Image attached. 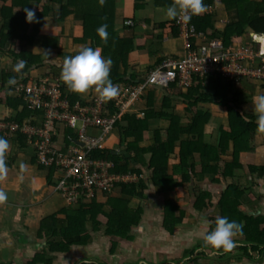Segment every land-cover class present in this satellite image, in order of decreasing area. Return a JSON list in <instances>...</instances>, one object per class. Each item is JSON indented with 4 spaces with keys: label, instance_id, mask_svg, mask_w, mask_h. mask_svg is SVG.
Wrapping results in <instances>:
<instances>
[{
    "label": "trees",
    "instance_id": "16d2710c",
    "mask_svg": "<svg viewBox=\"0 0 264 264\" xmlns=\"http://www.w3.org/2000/svg\"><path fill=\"white\" fill-rule=\"evenodd\" d=\"M173 2L174 0H154L153 3L158 8H167ZM203 3L206 6L220 3L226 11H237L238 21L221 28L216 25L215 15L192 19L197 31L209 40L221 39L226 49H233L234 45L243 44L248 33L264 34V0H203ZM26 7L34 10L38 22H25L23 9ZM115 10V0H0V55L6 52L9 56H14L16 61H24L21 72L9 73L7 70L2 72L0 104L5 100L6 107L10 109V114L4 121L12 122L19 127L30 123L37 125L36 121L43 118L45 112L34 110L23 98L15 96L16 82L18 79L25 83L37 79L47 67L50 69L51 77L60 78L65 56L74 55L81 46L99 48L101 56L111 58L109 77L113 84L143 83L151 67L146 73L145 71L137 75L133 72L127 73L129 49H125V45H131L133 38L117 37ZM51 13L53 14L50 15ZM67 21L80 24L78 36L66 37L64 25ZM174 23L175 18L170 21V27H172V35L177 37L178 30ZM54 24L64 25L47 35L49 26ZM100 24L107 25L106 43L101 41L95 31ZM43 31L46 33L41 34ZM64 37L65 40L69 39L70 45L61 48L58 42ZM35 40L40 41L39 47H35ZM9 49L11 52L8 51ZM34 70L37 71L36 74L31 73ZM10 77L15 79V84L7 83ZM60 82L65 89L64 92L69 93L71 102L82 100L81 95L84 93H72L61 79ZM243 87L246 89L242 90ZM158 89L146 88L131 105L130 110L118 119L115 130L119 134V146L125 149L128 156L113 154L110 149L93 153L97 158L112 161L117 173H125L131 169L133 173L140 174L142 168H146L150 179H140L136 184H118L105 198L107 199L105 203L99 204L93 199L75 210H64L63 215H59L62 216L61 218L52 216L44 219L40 228L41 232L52 236L49 243L50 252H63L69 250L71 246L84 245L90 240L93 231L99 230L92 228L90 235L88 224L99 223L100 215L106 219L107 236L119 240H131L133 227L144 221L145 206L132 209L129 207L130 201L122 197L144 201L153 187L159 189L157 195L163 200L164 208H161L164 214L163 227L171 234L177 226L183 224L186 211L185 208L180 209L178 205L181 202L180 198L177 200V197L171 196L164 199L163 196L177 189L187 190L189 184L194 183L193 191H186L187 199L185 198L182 203L190 198L191 212H202L213 208L215 205L212 201L213 194L199 186V183L207 177H210L212 183L220 181L227 183L226 189L219 195L218 216H226L229 220L240 223L242 232L238 236L244 243H250L252 250L264 248V216H250L241 210V207L251 202L253 197L246 189L235 183L238 172L244 168L245 156L255 152L260 142L259 134L263 133L257 130L255 114L244 109L245 103L240 96L243 91L254 94L253 89H257L259 95H264V85L260 88L252 87L250 84L237 87L233 82L221 77L216 79L209 77L198 81L196 86L190 89H178L175 85H170L162 90V97L157 94ZM205 104L223 107L227 113V125L222 124L221 120L217 122L214 145L207 141V128L215 119L204 107ZM242 115L247 116L248 119H243ZM154 121L166 125L153 128L150 124ZM7 132L10 131H0V137L8 142L14 141L19 145V149L23 150L24 135L20 131L15 135L6 134ZM150 136L152 137L149 138ZM65 140L69 145L70 139L66 137ZM8 151H10L9 147L5 157ZM9 161L5 159L6 166ZM247 167L250 173L264 177V166L247 165ZM51 176L50 170L49 177ZM157 206L159 207H157L159 209L157 215H159L161 209L159 204ZM239 249L246 252L248 248ZM40 255L42 259L44 255ZM49 258L46 259V264H51ZM38 260L39 257H36L34 264Z\"/></svg>",
    "mask_w": 264,
    "mask_h": 264
},
{
    "label": "crops",
    "instance_id": "0c3cea01",
    "mask_svg": "<svg viewBox=\"0 0 264 264\" xmlns=\"http://www.w3.org/2000/svg\"><path fill=\"white\" fill-rule=\"evenodd\" d=\"M153 2L154 0H115L116 35L118 38H133L131 45H125V49H129L127 73L133 72L136 75L137 73L142 74L143 71L146 73L149 67L154 68L167 57L184 55L182 39L178 35L177 37L172 35V27H170L172 19L165 15L166 7L158 8ZM212 6L216 9L214 15L218 28L238 21L236 10L226 11L220 3ZM128 20L134 22L133 27L125 25ZM63 25L49 26L50 30L47 31V35H50L53 30L61 29ZM64 27L66 37L78 36L80 32L78 22L67 21ZM45 33L46 31H43L41 34ZM248 34L244 43L253 40L261 45V50L264 52V42L261 39L264 34ZM34 43L35 47L41 45L39 40H35ZM58 44L61 48L67 47L70 45L69 39L60 38ZM10 49L9 52H11ZM0 60L9 73H15L13 68L17 61L14 56H9L4 52L0 55ZM251 86L260 88L257 84ZM241 89L244 90L246 87ZM162 90L158 89L159 97H162ZM253 93L251 95L243 91L240 98L247 95L253 101V98L259 95V91L253 89ZM97 94L98 92L94 89L88 90V101ZM252 101H246L247 104L244 106L246 111H252ZM5 104V100L0 104V119L10 112ZM204 107L212 113L215 119L214 123L207 128V141L214 145L218 120L227 125L226 109L213 105H204ZM150 125L156 128L166 124L154 121ZM114 132L113 135L116 136L118 145L112 149L110 146V150L113 152L125 150L120 148L119 134L117 131ZM259 135H261L260 142L255 152L245 156L244 168L238 172L235 179V183L242 189H246L253 197L251 202L241 207V210L254 217L264 216V177L250 173L247 165L264 166V132ZM19 148L14 141L9 142L10 151L5 157L10 160L7 165V174L0 179V191H4L7 196L6 200L0 203V264H34L36 257H39V260L35 264H46L48 257L51 258V264H264V248L252 250L251 244L244 243L239 236L234 238L235 245L229 251L214 250L203 245V236L211 230L219 214L217 201L213 208L202 212H192L193 218L188 214L190 217H186L183 224L177 226L173 233L166 232L163 227L164 218L159 221V217H156L155 197H159L157 195L159 189L154 187L149 193L147 192L148 194L146 193L144 201L127 196L122 197L130 201L129 207L132 209L145 206L144 221L133 227L131 240H119L107 236L105 234L106 219L102 217L98 219L99 223L90 222L88 224L90 235L92 228L99 230L93 231L90 240L84 245L71 246L69 250L63 252H50L49 243L52 236L41 232L40 224L46 218L60 217V213L66 209L75 210L78 207H69L67 202L52 188L55 178L49 177L50 174L46 170L36 166L29 149L20 150ZM137 167L141 168V166ZM142 169L141 177L143 180H149L150 176L146 168ZM197 170L199 171L198 167ZM209 178L201 181L199 186L203 190H209L213 195L217 194L219 198V195L226 189L227 183L225 181L212 183ZM194 186V183L189 184L187 190L177 189L167 195L180 198L179 196L186 195V191L192 192ZM106 201L107 199H103L99 202L102 204ZM202 217L209 221L207 225L201 223ZM240 247L248 249L245 252L240 250ZM152 250L158 253L153 257L144 256L146 255L144 253H150ZM40 254L44 255L42 259Z\"/></svg>",
    "mask_w": 264,
    "mask_h": 264
},
{
    "label": "built area",
    "instance_id": "2783aa9c",
    "mask_svg": "<svg viewBox=\"0 0 264 264\" xmlns=\"http://www.w3.org/2000/svg\"><path fill=\"white\" fill-rule=\"evenodd\" d=\"M215 10L212 5L206 6L203 13L192 16L187 22L175 19L184 55L163 59L148 70L141 84L114 83L118 94L107 101H102L98 95L88 103L87 95L82 97L86 103L82 100L73 103L69 93L64 92L60 78L50 75H39L27 83L17 82L15 95L45 114L36 121L37 125L30 123L22 127L6 122V117H2L0 131L8 130L10 132L6 134L10 135L20 131L24 135L25 143L35 150L38 164L54 168V191L71 207L80 201L107 197L119 183L135 182L136 175H120L112 161L97 158L93 153L105 149L104 141H109L119 117L130 110L146 88L167 89L175 85L178 89H190L209 77H221L237 87L264 85L261 45L252 40L226 49L221 39L209 40L197 31L192 19L214 15ZM125 25L133 27L134 22L128 20ZM1 73L0 65V78ZM68 130L71 131L69 145L64 139Z\"/></svg>",
    "mask_w": 264,
    "mask_h": 264
},
{
    "label": "clouds",
    "instance_id": "9594fccd",
    "mask_svg": "<svg viewBox=\"0 0 264 264\" xmlns=\"http://www.w3.org/2000/svg\"><path fill=\"white\" fill-rule=\"evenodd\" d=\"M206 10V5L203 3V0H174L172 4H170L166 8L165 15L169 19H182L184 22H187L191 19L192 16L199 15ZM25 22L26 23H36L38 19L35 15V12L32 8H24ZM107 25L100 24L96 28V34L101 39L102 42H107L108 32ZM262 42H264V35L261 37ZM61 47V45H60ZM7 54V53H6ZM45 56L48 54L45 52ZM112 60L110 57L101 56V52L99 48H92L89 46H81V48L71 56H65L63 63L61 65L60 71V79L64 83L65 87L75 94H83L82 97L88 95V90L94 89L98 92L95 96L99 95L102 101H107L118 94V88L115 84L112 83L109 72L111 68ZM2 67V72L6 70L3 66V63L0 62ZM24 68V61L18 60L14 65L13 71L21 72ZM36 74L37 71L31 72ZM50 69L46 70L44 73L39 75L41 76H49ZM38 75V76H39ZM2 76V73H1ZM1 81V78H0ZM21 79H18L17 82H20ZM14 78H9L7 83L9 85L15 84ZM16 82V83H17ZM15 94V93H14ZM16 96V95H15ZM94 97V98H95ZM93 99V98H92ZM82 101H85V98H82ZM90 101V100H89ZM10 111V109H9ZM252 111L255 114L257 130L264 132V95H257L253 98L252 101ZM10 114V112H9ZM7 114L5 117L9 116ZM243 119L247 120L248 117L242 115ZM116 131V130H114ZM69 134L71 131H67ZM65 132L64 139H68L69 134ZM56 139V138H55ZM110 140V138H109ZM66 143V140H65ZM9 147V142L0 137V179L4 178L7 174V166L5 164V153ZM29 149L32 152V158H35V164L42 170H46L48 174H50V170L52 171V176L54 177V170L52 167L50 169L44 167L43 165L38 164L37 157L35 155V150L32 147L28 146L25 143L24 150ZM125 151V150H121ZM110 161V160H109ZM23 167V165H21ZM127 173H133L130 170L125 173H119L120 175H125ZM137 176V180L131 183H119V184H136L140 179H143L140 174L133 173ZM52 185L54 187L56 185ZM118 185V184H117ZM7 196L4 191H0V203L6 200ZM107 197H101L99 199H95L96 202L98 200H102ZM90 200L80 201L77 205L78 208L83 205V203H88ZM71 207V206H69ZM73 207V206H72ZM201 223L207 225L209 221L206 218H201ZM242 232V225L235 220H229L226 216H217L214 221V226L210 231H207L203 236V245L210 247L214 250H224L229 251L235 245V237H237Z\"/></svg>",
    "mask_w": 264,
    "mask_h": 264
},
{
    "label": "rangeland",
    "instance_id": "374dc122",
    "mask_svg": "<svg viewBox=\"0 0 264 264\" xmlns=\"http://www.w3.org/2000/svg\"><path fill=\"white\" fill-rule=\"evenodd\" d=\"M51 15V14H50ZM246 40H247V38H246ZM182 44V43H181ZM257 45H260L259 43L257 44ZM49 69V67H47L46 68V70H48ZM257 85H259V87L261 86L260 84H257ZM242 99H243V103H245V104H247L246 103V101L247 100H250V101H252V98L250 97V96H247V95H244L243 97H242ZM161 104V101L159 102V105ZM206 105V104H205ZM245 108V107H244ZM151 127H153V125H151ZM115 132L113 131L112 133H111V135H110V139H112V141H108V140H105L104 141V148L105 149H110V146H111V149L112 148H116V146L118 145V141L116 140V136L115 135H113ZM164 197V199H167V198H169L168 197V195H166V196H163ZM180 197V199H181V202L180 203H178V205L180 206V209H184L185 208V211H186V213H185V216H184V218L186 219V217L188 218V217H190L188 214H192V212H191V204H190V198H189V200H187V201H185V203H182L183 202V200L186 198V195H184V196H179ZM161 199V200H160ZM177 200H179L178 198H176ZM187 199V198H186ZM218 199V200H217ZM219 199L220 198H218V195L217 194H214V195H212V201H213V203H215V201H217V202H219ZM102 200H103V198H102ZM155 202H156V205H158L159 204V206H160V209L162 208H164L163 207V200H162V198L161 197H155ZM100 200H98V202H99ZM99 204H100V202H99ZM158 207V206H157ZM159 208V207H158ZM218 208V207H217ZM162 209H161V212H160V214L159 215H156V217H159L158 218V220L159 221H161V220H163V216H164V214H163V212H162ZM157 210H159V209H157ZM217 210V209H216ZM157 212V211H156ZM60 215H63V213H60ZM191 217L193 218V216L191 215ZM61 218V217H60ZM99 218H102V215H100V216H98V219ZM192 220V219H191ZM106 230V229H105ZM156 253H158V252H153V250L150 252V253H144V254H146V255H144L145 257H153Z\"/></svg>",
    "mask_w": 264,
    "mask_h": 264
},
{
    "label": "water",
    "instance_id": "95a60500",
    "mask_svg": "<svg viewBox=\"0 0 264 264\" xmlns=\"http://www.w3.org/2000/svg\"><path fill=\"white\" fill-rule=\"evenodd\" d=\"M113 153H114V154H117V153H118V154H126L125 151H118V152H117V151H114ZM126 155L128 156V154H126Z\"/></svg>",
    "mask_w": 264,
    "mask_h": 264
}]
</instances>
